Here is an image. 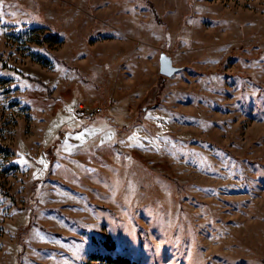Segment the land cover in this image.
<instances>
[{"label": "rangeland", "instance_id": "obj_1", "mask_svg": "<svg viewBox=\"0 0 264 264\" xmlns=\"http://www.w3.org/2000/svg\"><path fill=\"white\" fill-rule=\"evenodd\" d=\"M96 252L264 264V0H0V264Z\"/></svg>", "mask_w": 264, "mask_h": 264}, {"label": "built area", "instance_id": "obj_2", "mask_svg": "<svg viewBox=\"0 0 264 264\" xmlns=\"http://www.w3.org/2000/svg\"><path fill=\"white\" fill-rule=\"evenodd\" d=\"M115 104V100L109 98L107 102L102 105L90 106L86 104H79L77 109L82 119L90 121L103 115L105 112L112 110Z\"/></svg>", "mask_w": 264, "mask_h": 264}, {"label": "trees", "instance_id": "obj_3", "mask_svg": "<svg viewBox=\"0 0 264 264\" xmlns=\"http://www.w3.org/2000/svg\"><path fill=\"white\" fill-rule=\"evenodd\" d=\"M32 83H37L38 85H42L40 81L36 80L35 78L28 79ZM161 90V89H160ZM109 249H112L113 246L108 245ZM87 264H136L132 262L129 258L125 256H116L112 257L111 255L101 254V253H92L88 260Z\"/></svg>", "mask_w": 264, "mask_h": 264}, {"label": "water", "instance_id": "obj_4", "mask_svg": "<svg viewBox=\"0 0 264 264\" xmlns=\"http://www.w3.org/2000/svg\"><path fill=\"white\" fill-rule=\"evenodd\" d=\"M158 62L159 74L164 78H171L179 71V68L173 65L171 58L165 54H160Z\"/></svg>", "mask_w": 264, "mask_h": 264}, {"label": "crops", "instance_id": "obj_5", "mask_svg": "<svg viewBox=\"0 0 264 264\" xmlns=\"http://www.w3.org/2000/svg\"><path fill=\"white\" fill-rule=\"evenodd\" d=\"M120 107H122V104L120 103ZM96 119H98V118H96ZM97 122V125H98V121H96Z\"/></svg>", "mask_w": 264, "mask_h": 264}]
</instances>
